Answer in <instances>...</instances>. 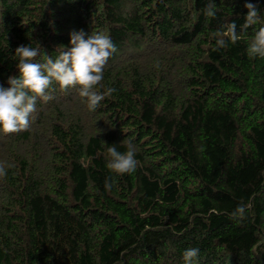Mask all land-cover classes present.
I'll return each mask as SVG.
<instances>
[{
    "label": "trees",
    "instance_id": "16d2710c",
    "mask_svg": "<svg viewBox=\"0 0 264 264\" xmlns=\"http://www.w3.org/2000/svg\"><path fill=\"white\" fill-rule=\"evenodd\" d=\"M244 2L208 18V0H0V84L18 45L34 62L73 30L115 45L95 111L53 82L26 129L0 132V264H183L187 247L264 264V58L245 52L264 0L247 29ZM230 22L237 41L214 50ZM129 141L135 171L112 173L107 148Z\"/></svg>",
    "mask_w": 264,
    "mask_h": 264
},
{
    "label": "clouds",
    "instance_id": "9594fccd",
    "mask_svg": "<svg viewBox=\"0 0 264 264\" xmlns=\"http://www.w3.org/2000/svg\"><path fill=\"white\" fill-rule=\"evenodd\" d=\"M244 8L247 11L244 14L242 28L247 29L256 25L260 16L256 4L251 0H245ZM203 12L208 18L216 17L214 0H208ZM224 37L232 43L237 41L235 22L227 24L222 36L215 39L214 50L226 46ZM39 51L38 47L21 44L16 46L12 53L17 74H9L5 83L0 84V132L11 133L26 129L37 99L47 101L52 98L46 90L50 89L53 82L61 89L79 86L78 93L86 98L87 107L91 111H95L100 102L113 91L110 88L104 91L94 90L103 78L107 59L115 51V45L108 35L101 32L89 34L83 29L73 30L69 33L67 46L63 44L56 46L55 58L45 55L43 62H34V57ZM245 52L249 57L264 58V24L255 29L247 41ZM135 153L132 141L127 143L124 152L118 151L115 146H109L106 167L117 175L131 174L137 164ZM3 174L4 169L0 167V175ZM104 187L105 189L111 187L107 179ZM236 214L234 211L233 215ZM198 253L197 247L183 249L181 253L183 264H195Z\"/></svg>",
    "mask_w": 264,
    "mask_h": 264
}]
</instances>
